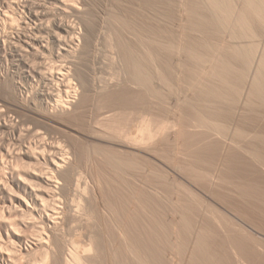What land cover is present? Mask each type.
Masks as SVG:
<instances>
[{
    "label": "bare ground",
    "instance_id": "1",
    "mask_svg": "<svg viewBox=\"0 0 264 264\" xmlns=\"http://www.w3.org/2000/svg\"><path fill=\"white\" fill-rule=\"evenodd\" d=\"M0 264H264V0H0Z\"/></svg>",
    "mask_w": 264,
    "mask_h": 264
},
{
    "label": "rangeland",
    "instance_id": "2",
    "mask_svg": "<svg viewBox=\"0 0 264 264\" xmlns=\"http://www.w3.org/2000/svg\"><path fill=\"white\" fill-rule=\"evenodd\" d=\"M101 17H102V15H98V16H97V22H98V23L101 22ZM98 18H99V19H98ZM99 21H100V22H99Z\"/></svg>",
    "mask_w": 264,
    "mask_h": 264
}]
</instances>
